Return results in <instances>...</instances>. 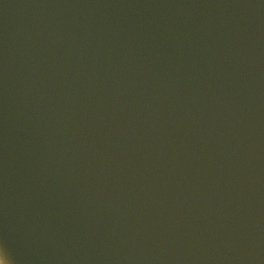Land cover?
I'll use <instances>...</instances> for the list:
<instances>
[{
    "label": "water",
    "instance_id": "obj_1",
    "mask_svg": "<svg viewBox=\"0 0 264 264\" xmlns=\"http://www.w3.org/2000/svg\"><path fill=\"white\" fill-rule=\"evenodd\" d=\"M0 264H264V0H0Z\"/></svg>",
    "mask_w": 264,
    "mask_h": 264
}]
</instances>
